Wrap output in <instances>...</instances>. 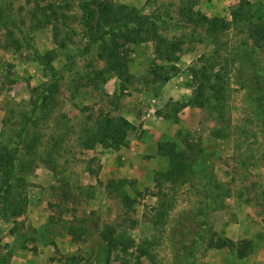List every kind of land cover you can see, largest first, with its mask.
I'll use <instances>...</instances> for the list:
<instances>
[{
  "label": "rangeland",
  "instance_id": "obj_1",
  "mask_svg": "<svg viewBox=\"0 0 264 264\" xmlns=\"http://www.w3.org/2000/svg\"><path fill=\"white\" fill-rule=\"evenodd\" d=\"M9 1L27 39L0 29V144L14 146L15 130L31 116L27 137L38 136L32 145L39 163L26 174L27 210L17 218L23 223L20 233L37 231L35 240L26 239V249L12 251L19 233L10 234L13 218L0 217V254L10 252L8 264H63L66 257L76 264H173L177 254L189 264H264V135L250 98L231 83L224 124L191 102L195 83L190 69L211 50L197 14L230 20L238 0H112L144 17L155 15L157 36L182 47L178 60L169 63L156 53V40L130 45L126 76L108 73L100 79L94 76L104 67L98 46L84 52L88 40L79 5L91 0ZM248 1L264 23V0ZM48 3L53 12H34ZM230 34L244 41L248 32L236 27ZM256 56L263 69L264 51ZM38 57L53 69L55 79ZM49 81L57 85L54 99H39L33 111V101ZM175 105L183 106L178 123L167 118ZM100 112L133 124L127 147L82 148L85 130ZM219 127L223 136L217 138L211 132ZM189 143L202 152L190 151ZM160 144L187 150L198 176L181 187L164 183L172 209L167 222L154 228L149 223L158 204L153 178L168 167L167 158L157 154ZM218 183L229 195L219 204L207 200L205 206L203 191ZM203 223L218 236L251 241L250 254L240 259L233 250L208 249ZM107 225L123 243L134 242L126 253L110 250L103 241ZM144 241L151 243L153 262L139 257Z\"/></svg>",
  "mask_w": 264,
  "mask_h": 264
},
{
  "label": "trees",
  "instance_id": "obj_2",
  "mask_svg": "<svg viewBox=\"0 0 264 264\" xmlns=\"http://www.w3.org/2000/svg\"><path fill=\"white\" fill-rule=\"evenodd\" d=\"M79 7L83 14L81 24L84 36L88 40L84 52L88 53L92 46H98L99 58L104 62L103 69L94 73L96 78L100 79L108 73H113L118 78L125 77L130 63V48L128 46L148 40L157 41L155 51L161 59L169 63L178 60L177 54L181 51L182 43H167L157 36L159 22L157 19L159 18H155V15H152L151 18L144 17L135 8L115 4L112 0L81 1ZM36 11L44 15L49 14L54 11V5L48 3L43 7L37 6L34 12ZM258 12L254 3L248 0H238L237 6L230 14V20L224 17L207 18L197 14L198 21L205 26V35L209 40L211 50L208 55H202L196 65L190 69L195 83V88L191 93V102L197 107L207 110L210 115H215V119H219L218 121L224 124L230 84L235 83L248 94L252 115L258 120L256 123L264 135V68L260 67L261 63L256 56L257 51H264V23ZM19 24L10 1L0 0V29L9 36H13L17 32L26 40L27 37L23 34ZM236 27H246L247 40L234 39L230 30H234ZM55 42L58 43L56 36ZM64 44V42L59 43V47L64 49ZM35 56L37 57L36 54ZM37 61L49 73L50 79L56 78V73L48 64H44L40 57ZM56 87L57 85L52 81L42 86L36 98L37 101H33V111L37 109L39 99L45 103L54 99L53 93ZM182 107V105H175L173 114L168 115L167 118L178 123L176 116ZM33 122L31 116L25 117V120L21 122L15 130L18 140L13 142L14 146L0 144V217L13 218L10 234L19 233L12 244V251L26 249L25 244L28 241L25 240L34 241V234H37L34 229H29L25 234L20 233L23 223L17 221V218L26 213L28 205L26 190L30 184L26 179V174L33 171V168L39 163L35 160V150L32 145L38 136L33 134L31 139L27 137L29 126ZM133 128V124L122 116H112L100 112L95 116L92 128L85 130V138L81 141V146L86 150L99 146L110 151H117L128 146L127 136ZM223 130V127H219L218 130H212L211 134L220 138L223 136ZM187 148L190 151L202 152L198 144L189 143ZM157 154L167 158L168 167L165 172H156L153 178L157 189L158 204L153 209L154 213L151 215L149 223L154 228L163 226L167 222L172 209V202L167 199L168 195L164 192V183L181 187L198 176L188 160L187 150L160 144ZM89 172L93 171L89 170ZM203 192L202 196L204 199L206 198V203L202 204L205 203V206L208 203L207 200L212 204H219V202H223L224 196L229 195V191L219 183L215 184L212 189H205ZM203 224L202 234L206 237L208 249L233 250L240 259L250 254L251 241H232L229 238L218 236L209 224ZM69 233L76 239L80 236L74 229H70ZM101 236L110 250L120 248L123 253H126L134 243L133 241L123 243L121 237L116 235V230L108 225L102 231ZM150 244L149 241H144L143 245L139 246V257L145 256L153 262L154 255L149 251ZM176 256L173 264H189L186 260H180L179 254ZM9 257L10 252L5 255L0 254V264H8ZM63 264L76 263H73L70 257H66Z\"/></svg>",
  "mask_w": 264,
  "mask_h": 264
}]
</instances>
